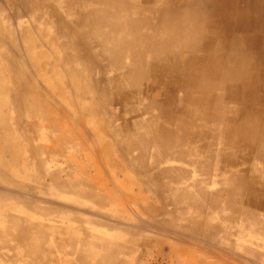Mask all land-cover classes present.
<instances>
[{"label":"rangeland","instance_id":"1","mask_svg":"<svg viewBox=\"0 0 264 264\" xmlns=\"http://www.w3.org/2000/svg\"><path fill=\"white\" fill-rule=\"evenodd\" d=\"M61 1L62 0H53L52 2L48 0L53 7L61 3L62 7L58 6L59 9L57 8V10L66 19L72 17L68 9H71L75 17H78V14L84 10L90 12L97 10L99 15L100 13L104 16L108 15L107 20L104 19L98 23L93 22L98 20V18H95L87 28H84L76 21H72L70 24L79 35L81 46L94 45L98 39H103L109 41L107 45L109 50L113 49L117 51V53L107 57L101 56V54L97 55L93 60L92 67H90L92 68L91 71H93L90 77V86L94 89L96 87L95 92L98 91V93L96 92L95 99L98 100L97 104L99 105H95V108L91 111L94 112L95 115L98 113L96 115L98 122L102 123V120H104L102 128L106 127L105 133L109 135H105V133H103L104 130H102L99 131L98 135L95 137L86 136L83 140L77 139L72 143L68 141H66V143L62 140V138L65 137L63 131H37L32 134L33 139H31V142L27 143L26 141L24 145L25 149H27L26 145L33 144L35 140L37 146L50 148L49 153L42 152L40 157H38L42 164L39 163L35 155L29 152L25 154L29 162L28 165L22 163L16 164L17 159L14 155V151L17 153L16 147H3V145L0 144L3 154H1V156L4 162L7 161V163L12 162L16 164L11 165V167L9 166V172H7V169L1 172V175L11 177V180L16 184L8 186L0 183V218L3 221L5 220L3 223L0 219V227H2L0 228V253L2 251V255L0 254V264H85L86 262V264H181V262L183 264V261L185 264H202L203 261L214 264L221 261H225L227 264H264V247L261 246L264 245V240L262 237H259L261 238V243H259V238L255 234L260 233V236L264 234V113L258 114L264 109V81H261L264 79V49H262L264 48V35L262 36V31L259 29L262 24L261 18L255 14L254 8H248L250 13L247 19L249 22H253L254 25L257 24V27L251 29L250 26H246V23H248L246 22L244 24L246 26L245 29H243L245 26L241 25L227 32L225 20L222 21L219 14L214 13L213 5L209 3L210 0L204 4L197 3L190 6L185 9L188 13L183 12V9L177 5L191 0H158L163 5L167 6L168 10L166 12L170 13L173 17L167 25H162L161 23L164 18L163 14L155 13L152 9H148L149 4L153 5L156 0H130L131 3L128 4H120L118 2L110 4L108 3L109 0H63L62 2L64 3ZM6 2V0H0V16L3 18L4 24L11 26L14 30L18 29L22 24L33 26L31 23V16L29 12L26 11V8L16 5L7 7ZM61 11H63V13H61ZM201 13L205 15L206 20L198 19ZM144 19H148V21H144ZM139 35H145V37L141 39L142 42L136 45L134 41ZM126 37L128 38L126 39ZM118 38H120V40H118ZM17 41L18 45L20 42L25 44L24 38H18ZM118 41H120V43H118ZM0 42L1 44L11 43L8 36L4 35L0 37ZM125 42H132V45L127 46ZM237 53L241 55V58L236 55ZM4 54L7 55L6 51H4ZM212 55H217L219 57L225 56L222 63H220L221 69L218 71L221 74H212L211 71L215 69V66L212 65L211 67H213V69L210 71V69H208L210 66L202 63L201 58L207 60L208 56ZM253 64H256L258 70L254 69L255 66ZM256 71H260V73ZM125 82L127 83L125 84ZM249 85L250 87H248ZM260 90L263 92L261 93ZM214 100H217V104ZM160 103H162V105H160ZM257 105L261 108H258ZM6 112H9L10 122H13L12 125L15 127L14 124L16 125V123L14 122L18 118L17 113L15 112L14 115V112L10 108H8ZM107 114L108 116L106 118L105 115ZM11 115L13 116L11 117ZM34 121H38V119ZM252 123L256 124L258 131H255ZM25 127L26 126L22 129L19 139H22L23 135L25 137L28 134L26 132L27 127L26 130ZM118 127H120L121 130ZM116 129L119 130L116 131ZM49 132H51V134ZM117 133L118 135H116ZM136 135L138 136L137 138ZM255 135H258V137H255ZM193 137L194 139H191ZM245 141H247V143H245ZM118 142L121 144L126 143L120 146ZM250 142L256 143L250 147ZM77 143L78 145H76ZM105 143L106 146L103 145ZM142 144L144 146H142ZM245 144L247 145L245 146ZM125 147L128 148L126 149ZM81 149L84 152L82 151L81 153ZM96 149L98 152H95L97 151ZM64 150L65 152H63ZM92 151L95 154H93ZM126 152H128L130 156H128ZM198 153L201 154L200 157ZM68 155L71 159L68 158ZM121 156L123 157L121 158ZM153 157L157 158L154 160ZM93 158L96 160H92ZM124 160L126 162H124ZM135 161H137V163ZM110 162L112 164H110ZM137 165H139V167ZM235 166L238 167L236 168ZM45 167L47 169H45ZM141 167L143 168L141 169ZM146 167H148L147 170ZM238 168L245 170V172L241 169L238 170ZM55 171H59L61 180L71 178L76 185L83 181L92 185L94 181L99 180L101 182L102 179H104L102 181L106 180L108 183L112 181L118 184L119 190H117L118 192L116 191V196L118 199L122 197L120 198L122 206L119 204L121 203L119 202L120 199L116 203L111 200H106V203L101 204L75 195V193L73 191L71 192L69 189H64L65 191L62 192L63 189L55 188L48 178L43 184L39 182L41 174ZM241 171H243V173H241ZM95 173L100 178H98ZM220 173H241L244 175L245 181L249 185V187L248 185L246 187L249 190H252L251 188L254 189L249 193L248 200L245 198L244 201H246L244 202L242 200H236L235 197H231L230 199L224 196L223 192L225 191H223V188L225 184L217 182V180H219L218 174ZM16 174L19 175V177ZM92 179L94 181H92ZM12 187H17L15 188L17 190ZM163 187L164 189L162 190ZM8 191L12 192L10 193ZM14 191L15 193H13ZM182 191L192 195L194 200H198L200 205L197 206L191 203V201L188 202L184 199H180L178 193ZM16 192L19 193L17 194ZM23 192H25V194ZM57 192L59 194L61 193L60 197L57 196L59 195ZM66 192L72 195H68ZM162 192L164 193L162 194ZM200 192H207V194H211L218 199L217 206L220 204V206H218L219 208H215L214 204L212 205L209 195L201 197ZM32 194L34 195L32 196ZM129 196L132 198L131 201L134 204L130 201ZM137 198L141 200H137ZM260 198H263V201L260 200ZM24 200L27 203L24 202ZM229 201H231V203H229ZM220 202H222V204ZM67 207L68 209H66ZM207 208L209 209L208 211ZM229 208H238L241 214L236 213L234 215L230 210L228 213L227 209ZM245 208H248L251 213L250 215H245L244 212L241 211V209ZM211 209L213 212H211ZM183 210H185V214L182 212ZM41 211L45 214L41 213ZM147 212L149 213L147 214ZM190 212L191 214H189ZM207 212L211 214L209 215ZM51 213L54 216H52ZM55 213L58 214L56 215ZM59 213L60 215H64V218L60 216ZM119 213L122 214L120 215ZM176 213L178 215H176ZM194 213H196L197 216ZM130 214L134 217H131ZM66 215L70 217L68 218ZM236 216H239L238 219H236ZM250 216L251 219L249 218ZM128 218H131V221ZM208 218L209 221L207 220ZM210 218L213 221L210 220ZM225 218H233L234 221L230 219V222V220ZM9 220H11V222ZM78 220L82 222V224L78 222ZM103 220L105 222H103ZM251 220H253L254 223H251ZM257 220H259V222ZM109 221L111 222L109 223L110 225L108 224ZM203 221L204 223H202ZM6 222L7 225H4ZM210 222L213 224L219 223L220 228H223L219 230V232L215 231L218 235H209L204 232L203 229L209 226L208 224H211ZM136 223L138 224L137 226ZM86 224H90L91 226ZM193 224L199 225L200 228L195 229ZM54 225L57 226L58 230ZM9 226L12 227V231ZM64 226H66L65 228L67 229L71 227L74 228H72V230H65L68 232V235H66L67 233L63 231V229H65ZM151 226L153 228H151ZM226 226L230 227L228 229V231H230L229 234L226 232ZM3 228L5 229L3 230ZM46 228H48V230ZM51 228L53 230H50ZM124 228H126V230ZM234 228L237 229L234 231ZM54 229L55 232H53ZM18 230H20L21 233L20 231L18 232ZM253 230L255 233H253ZM26 232L31 233V239L36 243L43 239L46 241V244L42 248H34L35 250L32 251L34 252L32 254V252H30L31 249H27L29 248L27 246V248L24 247L25 245L20 240L22 239V235ZM58 232H60L61 235ZM17 233H19V236ZM196 233L197 235H195ZM28 234L26 236H28ZM75 234L77 235L75 236ZM131 235H134L136 238ZM203 235L206 239L202 237ZM26 236L23 237L26 238ZM241 236H243V239ZM60 237L63 240L68 237H72L75 241L78 239V242L75 243V247H80V245H83V247L80 249L77 248L78 250L75 249L76 252H74L75 250L71 251L72 249L69 245L63 244L66 240L63 241ZM223 237H225L224 240ZM88 238L90 241L95 242L96 240L97 243L101 244L102 248L99 250V254L105 256L103 262L98 263L92 258L96 256L94 255L95 252L98 253L96 250L88 253L89 255L87 252H84L85 254L83 253L85 241H88ZM226 238L229 240L226 241ZM55 239H57V241ZM219 240L220 244L218 243ZM81 241L82 243H79ZM14 243L17 244V248ZM18 244L20 245L18 246ZM21 245H24L23 248H21ZM211 245L214 247H211ZM59 246L61 248H59ZM202 247L205 250H203ZM6 248L12 251L11 254ZM50 248H52L51 251H49ZM79 250L81 252H79ZM216 250L221 252L218 253ZM4 255L6 259H4ZM86 255L90 256L92 260L85 259ZM82 258L86 261H83ZM38 259L39 261H37ZM79 259L82 263L78 262ZM197 259L198 261H196ZM72 260L77 261L72 262ZM194 261L196 263H194Z\"/></svg>","mask_w":264,"mask_h":264},{"label":"bare ground","instance_id":"2","mask_svg":"<svg viewBox=\"0 0 264 264\" xmlns=\"http://www.w3.org/2000/svg\"><path fill=\"white\" fill-rule=\"evenodd\" d=\"M6 5L7 7L10 5H16V6H22L24 8H26V11L29 12L30 16H31V23L33 24V26H28V25H20L18 27V29L14 30L11 26H7L6 24H4L3 18L0 16V37L4 36H8V38L10 39L11 43H3L1 44L0 42V144L3 145V147H16L17 149V153L14 151V155L16 156V164H25L28 165L29 162L25 157V154H27L28 152L30 154L35 155L38 159V157H40V154L43 153H49L50 152V148L48 147H42V146H37L35 144V140L33 142V144L31 145H26L27 149H25V145L24 142L27 141L31 142L32 138V134H34L37 131L40 130H44V131H63L65 137L62 138V140H64L65 142H73L77 139H82L85 138L86 136H97L99 131L104 130L103 133H105V128H102V123H104L102 120L101 122H98V119L96 117V115L98 114H94V112H92L91 110H93L95 108V105H98L96 98V92L98 93V91L95 92L94 88H91L90 86V81H91V76H92V72L90 67H92L91 65L93 64V60L96 58L97 55L104 56H110L111 54H115L117 53V51L113 50V49H108L107 45L109 43L108 40H103V39H98V41H96V43L94 45H84L81 46L80 41H79V35L77 34V32L75 31V29H73V27H71V22L72 21H76L78 22V24H80L81 26H83L84 28H87L92 21L95 18H98V20L93 21L95 23H98L101 20L106 19L107 20V16H104L103 14L100 13V15L98 14V11L95 10L93 12L90 11H86L84 10L83 12L78 14V17L73 16V13L71 12V9H68L69 14L72 15V17H70L69 19L64 18L59 11L57 10L58 6H61V3L57 4L56 7H53L48 0H6ZM53 2V0H51ZM63 1V0H62ZM61 1V2H62ZM162 1V0H161ZM209 0H191V1H186L184 3H179L177 6L181 7L183 9V12L188 13L185 9L189 8L190 6L194 5V4H204ZM72 2V1H71ZM120 3V4H128L131 3L130 0H109L108 3L113 4V3ZM64 3V2H62ZM209 3H212V7L214 10V13L219 14L220 19L222 21L225 20L227 26H226V31L230 32L231 30H233V28H235L236 26H245L244 24L246 22L247 25L246 26H250V28H255L257 27V24L254 25V23L249 22V20L247 19L249 17V7L254 8L253 10H255V14H257L259 16V18H261L262 24L259 27L260 31H262V36L264 35V0H210ZM100 4V3H99ZM105 4V3H103ZM5 5V4H4ZM69 6V5H68ZM5 7V6H4ZM76 7V6H75ZM152 9V11H154L155 13H160L164 15L163 21H161L162 25H167L168 22L170 21L171 18H173L171 16L170 13H167L166 11L168 10L167 6L163 5L161 2H159L158 0H156V2L152 5L149 4L148 9ZM4 9V8H3ZM59 9V8H58ZM67 9V8H66ZM149 9V10H150ZM212 9V8H211ZM6 10V9H5ZM75 12V11H74ZM9 13V12H8ZM21 13V12H20ZM25 13V12H24ZM23 13V14H24ZM61 13H63V11H61ZM65 13V11H64ZM142 13V12H141ZM140 13V14H141ZM2 14V12H1ZM10 14V13H9ZM8 16V15H7ZM19 16V15H18ZM16 17V16H15ZM21 17V16H20ZM198 19L200 20H206V17L203 13L199 14ZM209 19V18H208ZM144 21H148V19H144ZM25 22V21H24ZM208 22V21H207ZM14 23V22H13ZM251 23V24H250ZM37 24V25H36ZM208 25V24H207ZM212 25V24H211ZM254 25V26H253ZM246 26L243 28L245 29ZM164 29V28H163ZM234 32V31H233ZM88 34V33H87ZM90 34V32H89ZM90 36V35H89ZM145 35H139L135 38V44L137 45L138 43L142 42L141 39H144ZM213 37V36H212ZM18 38H24L25 40V44L23 43H19L18 45ZM128 37H126L127 39ZM131 38V37H130ZM217 38V37H216ZM254 38V37H253ZM148 39V38H147ZM226 39V38H225ZM3 40V39H2ZM118 40H120V38H118ZM212 40V38H211ZM215 41V40H214ZM213 41V42H214ZM226 41V40H225ZM261 41V40H260ZM118 43H120V41H118ZM257 43V42H256ZM227 44V43H226ZM125 45L129 46L132 45V42H125ZM206 45V44H205ZM260 45V44H259ZM235 46V45H234ZM213 47V46H212ZM204 48V47H203ZM264 49V48H262ZM3 50V51H1ZM205 50V48H204ZM257 50V49H256ZM4 51H6V54H4ZM213 51V50H212ZM254 51V50H253ZM257 52V51H256ZM176 53V52H173ZM207 53V52H206ZM210 54V53H209ZM216 54V53H215ZM239 53H237V56ZM220 55V53H219ZM247 57V56H246ZM245 57V58H246ZM224 57H219L217 55H212V56H208L207 60L204 58L202 59V63H205L206 65L208 64L210 66V71L213 69V67H211L212 65L215 66V69H213L211 72L212 74H221L220 72H218L221 67H220V63H222V61L224 60ZM252 59V58H250ZM254 59V58H253ZM258 59V57H257ZM243 60V59H242ZM246 60V59H245ZM247 62V61H246ZM253 62V61H252ZM258 62V61H257ZM224 63V62H223ZM205 65V67H206ZM223 65V64H222ZM221 65V66H222ZM255 66L254 69L258 70L256 68V64H253ZM251 65V66H253ZM250 66V68H251ZM248 67V66H247ZM247 68V69H250ZM253 69V71H254ZM263 69V68H262ZM182 71V69H181ZM206 71V70H204ZM222 71V70H221ZM246 71V70H245ZM250 71V70H249ZM208 72V71H207ZM206 72V73H207ZM215 72V73H214ZM259 72L260 71H256ZM182 73V72H181ZM199 73V72H198ZM210 73V72H209ZM202 74V73H201ZM119 76V75H118ZM182 76V74H181ZM205 76V75H203ZM174 77V76H173ZM202 77V75H201ZM264 77V76H263ZM173 79V78H172ZM169 80V79H168ZM172 81V80H171ZM242 81V80H241ZM245 81H250V80H245ZM244 81V82H245ZM252 81V80H251ZM262 82L264 81V79L261 80ZM97 82V81H96ZM253 82V81H252ZM95 83V82H94ZM127 82H125L126 84ZM93 84V83H92ZM91 84V85H92ZM113 84V83H112ZM253 84V83H251ZM94 85V84H93ZM111 85V84H110ZM180 85V83H179ZM254 85V84H253ZM264 85V84H263ZM129 87V86H128ZM172 87V86H171ZM174 87V86H173ZM250 87V85L248 86ZM127 88V87H126ZM168 88V87H167ZM169 89V88H168ZM259 89V87H258ZM262 89V88H261ZM98 90V89H97ZM100 91V90H99ZM197 91V90H196ZM261 93L263 92L262 90H260ZM106 92V91H105ZM112 92V91H111ZM113 93V92H112ZM171 93V92H170ZM224 94V93H223ZM207 95V94H206ZM253 95V94H252ZM264 95V94H263ZM112 96V95H111ZM100 97V95H99ZM215 97V96H214ZM213 97V98H214ZM263 97V96H262ZM261 97V98H262ZM113 98V97H112ZM188 98V97H187ZM264 98V97H263ZM243 99V98H242ZM255 99V98H254ZM219 100V99H218ZM253 100V99H252ZM143 101V100H142ZM215 101V100H214ZM213 101V102H214ZM260 101V100H259ZM264 101V100H263ZM100 102V101H99ZM217 102V100L215 101V103ZM261 103V102H260ZM217 104V103H216ZM160 105H162V103H160ZM99 106V105H98ZM116 106V105H115ZM120 106V105H119ZM260 106V105H259ZM258 107V105H257ZM10 108L15 115V112L17 113V119L14 123H16V125L14 124L15 127H13L12 123L10 122L9 119V112H6V110ZM261 108V107H258ZM207 109V108H206ZM96 111V110H95ZM262 112L258 113V114H263L264 113V109L261 110ZM11 112V111H10ZM254 112V111H253ZM257 112V111H256ZM13 114V113H12ZM113 114V113H112ZM257 114V115H258ZM13 115H11L12 117ZM106 118L108 116L105 115ZM104 116V118H105ZM180 116V115H179ZM260 116V115H259ZM15 117V116H14ZM114 117V116H113ZM183 117V116H182ZM181 118V117H180ZM38 119V121H34ZM13 120V119H12ZM31 120V121H30ZM260 122V121H259ZM195 123V122H194ZM210 123V122H209ZM27 124V125H26ZM254 126L255 131H258V129L256 128V124L252 123ZM154 125V124H153ZM25 127L26 132L28 133L25 137L23 135L22 139H19V135L22 133V129L23 127ZM259 127L261 128V126L259 125ZM120 129V127H118ZM194 128V125H193ZM200 128V127H199ZM119 129H116L119 130ZM196 129V128H195ZM252 129V130H254ZM264 129V127H263ZM109 130V129H108ZM107 130V132H108ZM121 130V129H120ZM205 130V129H204ZM245 130V128H244ZM243 130V131H244ZM251 130V132H252ZM115 131V130H114ZM115 131V132H116ZM193 131V130H192ZM41 132V131H40ZM204 132V131H203ZM209 132V131H208ZM247 132V130H246ZM245 132V133H246ZM19 133V134H18ZM48 133V132H47ZM51 134V132H49ZM123 133V132H122ZM128 133V132H127ZM192 133V132H191ZM190 133V134H191ZM201 133V132H200ZM205 133L207 135V132L205 130ZM53 134V133H52ZM108 134V133H107ZM105 133V135H107ZM204 134V133H203ZM211 134V132H210ZM260 134V133H259ZM44 135V132H43ZM109 135V134H108ZM118 135V133L116 134ZM122 135V134H121ZM244 135V133H243ZM242 135V136H243ZM22 136V135H21ZM45 136V135H44ZM62 136V134H61ZM260 136V135H259ZM41 137V135H40ZM56 137V136H55ZM116 137V136H115ZM138 136L136 135V138ZM198 137V136H197ZM244 137V136H243ZM246 137V136H245ZM255 137H258V135H255ZM26 138V139H25ZM36 138V135H35ZM58 138V137H57ZM110 138V137H108ZM210 138V137H209ZM89 139V138H88ZM105 139V138H104ZM120 139V137H119ZM190 139V138H189ZM191 139H194L191 138ZM190 139V141H191ZM199 139V138H198ZM257 139V138H256ZM60 140V137H59ZM59 140L57 139V141L59 142ZM137 140V139H136ZM188 140V138H187ZM243 140V139H241ZM255 140V139H254ZM33 141V140H32ZM47 141V140H46ZM95 141V140H94ZM98 141V140H97ZM106 141V139H105ZM118 141V140H117ZM120 141V140H119ZM39 142V141H38ZM50 142V141H49ZM57 142V143H58ZM140 142V141H139ZM43 143V142H42ZM51 143V142H50ZM53 143V141H52ZM55 143V144H57ZM61 143V141H60ZM59 143V144H60ZM67 143V142H66ZM65 143V144H66ZM82 143V141H81ZM95 143V142H94ZM120 143V142H118ZM126 143V142H125ZM120 143L121 145H125ZM189 143V142H188ZM187 143V144H188ZM245 143H247V141H245ZM256 142H250V147H252ZM47 144V143H46ZM64 144V145H65ZM186 144V145H187ZM190 144V143H189ZM205 144V143H204ZM259 144V143H258ZM1 145V147H2ZM78 145V143L76 144ZM102 145V144H101ZM106 146V143L103 144ZM192 145V144H191ZM202 145V144H201ZM243 145V144H241ZM247 144H245L246 146ZM249 145V142H248ZM44 146V145H43ZM52 146V145H51ZM50 146V147H51ZM104 146V147H105ZM142 146H144L142 144ZM211 146V145H210ZM55 147V145H54ZM57 147V146H56ZM61 147V146H60ZM97 147V146H96ZM202 147V146H201ZM259 147V146H258ZM53 148V147H52ZM126 149L128 147H125ZM200 148V147H198ZM211 148V147H210ZM6 149V148H5ZM60 149V148H58ZM68 149V148H67ZM70 149V148H69ZM124 149V148H123ZM195 149V148H194ZM254 149V148H253ZM63 150V149H60ZM71 150V149H70ZM68 150V151H70ZM91 150H92V146H91ZM97 150V149H96ZM114 150V149H113ZM199 150V149H198ZM205 150V149H204ZM250 150V149H249ZM8 151V150H7ZM82 149H81V153H82ZM127 151V150H126ZM253 151V150H252ZM65 152V150L63 151ZM79 152V151H78ZM84 152V151H83ZM95 152H98L95 151ZM124 152V151H123ZM194 152V151H193ZM256 152V150H255ZM259 152V151H258ZM6 153V152H4ZM75 153V152H74ZM88 153V152H87ZM91 153V152H90ZM93 153V151H92ZM108 153V152H107ZM128 154V152H126ZM221 153V152H220ZM2 150L0 148V183L2 184H6L8 186H11L13 184H16L13 180H11V177H5L4 175H1V172L5 171L7 169V172H9V168L11 167V165H16L13 164L12 162L7 163L4 162V160L2 159ZM72 154V153H71ZM95 154V153H93ZM113 154V152H112ZM133 154V153H132ZM157 154V153H156ZM199 154V153H198ZM246 154V153H245ZM3 155V154H2ZM77 155V154H76ZM75 155V158H76ZM81 155V154H79ZM89 155V153H88ZM100 155V154H99ZM192 155V154H191ZM201 154H199L200 157ZM250 155V153H249ZM256 155V154H255ZM44 156V155H41ZM84 156V155H83ZM96 156V155H95ZM128 156H130L128 154ZM251 156V155H250ZM253 156V155H252ZM6 157V156H5ZM29 157V156H28ZM32 157V156H31ZM93 157V156H92ZM97 157V156H96ZM123 156H121L122 158ZM239 157V156H238ZM4 158V157H3ZM68 158L71 159V157ZM73 158V156H72ZM87 158V157H86ZM89 158V157H88ZM111 158V157H110ZM151 158V157H150ZM154 158V157H153ZM157 158V157H156ZM154 158V160L156 159ZM33 159V158H32ZM48 159V158H47ZM77 159V158H76ZM98 159V158H97ZM195 159V158H194ZM80 160V159H79ZM92 160H96V159H92ZM120 160V158H119ZM118 160V161H119ZM249 160V159H248ZM39 163L42 164V162L40 161V159H38ZM78 161V160H76ZM112 161V160H111ZM134 161V160H133ZM153 161V160H152ZM243 161V160H242ZM80 162V161H79ZM78 162V163H79ZM98 162V161H97ZM106 162V161H105ZM120 162V161H119ZM124 162H126L124 160ZM137 163V161H135ZM240 162V161H239ZM244 162V161H243ZM109 163V162H108ZM134 163V162H133ZM238 163V161H237ZM110 164H112L110 162ZM135 164V163H134ZM239 164V163H238ZM33 165V163H32ZM86 165V164H85ZM136 165V164H135ZM144 165V164H142ZM10 166V167H9ZM46 166V165H45ZM81 166V164H80ZM139 167V165H137ZM88 167V166H87ZM91 167V166H90ZM89 167V168H90ZM162 167V166H161ZM191 167V166H189ZM236 167V166H235ZM238 167V166H237ZM236 167V168H237ZM241 167V166H240ZM101 168V167H100ZM143 167H141L142 169ZM148 167H146L147 170ZM220 168V167H219ZM45 169H47L45 167ZM49 169V168H48ZM131 169V167H130ZM145 169V168H144ZM200 169V168H199ZM212 169V168H211ZM241 169V168H240ZM238 168V170H240ZM33 170V169H32ZM102 170V169H101ZM124 170V169H123ZM132 170V169H131ZM194 170V169H193ZM213 170V169H212ZM235 170V168H234ZM243 170V169H241ZM50 171V170H49ZM70 171V170H69ZM97 171V170H95ZM100 171V170H99ZM197 171V170H196ZM222 171V170H221ZM245 172V170H243ZM243 171H241V173H243ZM48 172V171H47ZM68 172V171H67ZM98 172V171H97ZM119 172V171H118ZM205 172V171H204ZM226 172V171H225ZM21 173V172H20ZM104 173V172H103ZM157 173V172H156ZM206 173V172H205ZM238 173V172H237ZM227 174V173H220L218 174V178L219 180H217L218 183L220 184H225L224 186V190L225 192H223V195L230 198L231 197H235L236 200H242L244 201L245 198H247L248 200V195L251 191H253L254 189L251 188L252 190H249L246 186L248 185L245 181V177L242 174ZM116 174V173H115ZM135 174V173H134ZM195 174V173H194ZM193 174V175H194ZM13 175V174H12ZM17 175V174H16ZM95 175L97 176V174L95 173ZM102 175V173H101ZM138 175V174H136ZM150 175V174H149ZM197 175V173H196ZM208 175V173H207ZM247 175V174H246ZM19 177V175H17ZM31 176V175H30ZM105 176V174H104ZM120 176V175H119ZM139 176V175H138ZM195 176V175H194ZM199 176V175H198ZM209 176V175H208ZM23 177V176H21ZM98 178H100L99 176H97ZM106 177V176H105ZM140 177V176H139ZM155 177V176H154ZM158 177V176H157ZM156 177V178H157ZM257 177V176H256ZM48 178V180H50V182L52 183V185H54L55 188H59V189H63L62 192H64L66 189H69L71 192L73 191L75 193V195H79L81 197H84V199H89L92 200L94 202L97 203H106V200H111L112 202L116 203L120 198L119 194L117 198V193L116 191L119 190V186L118 184L114 183V182H110L108 183V181H102L104 179L101 180V182L99 180L94 181L92 179V181H94L92 183V185H89L88 182L83 181L80 184L76 185V183H74L73 180L70 179H60V173L59 171H55V172H50V173H43L41 174V178L39 179V182L41 184H43L45 182V180ZM102 178V177H101ZM153 178V177H152ZM155 178V179H156ZM159 178V177H158ZM264 178V177H263ZM90 179V178H88ZM96 179V178H95ZM154 179V180H155ZM160 179V178H159ZM142 180V179H140ZM144 180V179H143ZM126 181V179H125ZM160 181V180H158ZM161 182V181H160ZM143 183V182H142ZM162 183V182H161ZM203 183V182H202ZM147 184V183H146ZM160 184V183H159ZM163 184V183H162ZM177 184V183H176ZM204 184V183H203ZM209 184V183H208ZM165 185V184H164ZM168 185V184H167ZM166 185V186H167ZM201 185V184H200ZM259 185V184H258ZM261 185V184H260ZM5 186V185H4ZM5 186V187H8ZM17 186V185H16ZM145 186V185H144ZM18 187V186H17ZM17 187H12L13 189L17 188ZM126 187V186H125ZM165 187V186H164ZM164 187L162 188V190L164 189ZM249 187V185H248ZM11 188V189H12ZM144 188V187H143ZM152 188V187H151ZM170 188V187H169ZM178 188V187H177ZM10 189V190H11ZM65 189V190H64ZM126 189V188H125ZM147 189V188H146ZM150 189V188H149ZM167 189V188H166ZM165 189V190H166ZM206 189V188H205ZM220 189V188H219ZM6 190V189H4ZM17 190V189H15ZM20 190V189H19ZM131 190V189H128ZM127 190V191H128ZM135 190V189H134ZM168 190V189H167ZM179 190V189H178ZM209 190V189H208ZM218 190V188H217ZM222 190V189H221ZM264 190V189H263ZM26 191V190H24ZM169 191V190H168ZM203 191V190H202ZM8 192H12V191H8ZM118 192V191H117ZM129 192V191H128ZM135 192V191H134ZM137 192V191H136ZM165 192V191H164ZM162 192V194L164 193ZM170 192V191H169ZM168 192V193H169ZM219 192V191H218ZM15 193V191L13 192ZM17 194L19 192H16ZM25 194V192H23ZM22 193V194H23ZM139 193V191H138ZM166 193V194H168ZM177 193V192H176ZM201 193V192H200ZM210 193V192H209ZM215 193V192H214ZM262 193V192H261ZM264 193V192H263ZM20 194V195H22ZM57 194H59L57 192ZM61 194V193H60ZM60 194L57 195L60 197ZM66 194H68L66 192ZM71 194V193H70ZM68 194V195H70ZM218 194V193H216ZM27 195V194H26ZM34 194H32L33 196ZM64 195V194H63ZM72 195V194H71ZM180 199H184L186 201H191V203L196 204L197 206L200 205V203L198 202V200H194V197L192 195H190L189 193L182 191L178 193ZM201 197H205L206 195L210 196V202L212 203V205L214 204L215 208H217L218 206H220V204L217 206L218 202L214 196H212L211 194H207V192L205 193H201L200 194ZM221 195V194H219ZM42 196V195H41ZM148 196V195H147ZM208 196V197H209ZM75 197V196H74ZM153 197V196H152ZM155 197V196H154ZM166 197V195H165ZM172 197V196H171ZM175 197V196H174ZM224 197V198H226ZM261 197V196H259ZM17 198V197H16ZM19 198V197H18ZM29 198V197H28ZM37 198V197H36ZM40 198V197H39ZM127 198V197H126ZM130 201H131V197L129 196ZM167 198V197H166ZM177 198V197H175ZM222 198V197H221ZM34 199V198H33ZM60 199V198H59ZM75 199V198H74ZM77 199V198H76ZM75 199V200H76ZM80 199V198H79ZM141 200L140 198H137V200ZM168 199V198H167ZM166 199V200H167ZM263 199V198H262ZM260 198V200H262ZM23 200V199H22ZM61 200V199H60ZM67 200V199H66ZM74 200V201H75ZM78 200V199H77ZM251 200V199H250ZM63 201V200H62ZM72 201V200H70ZM69 201V202H70ZM87 201V200H86ZM143 201V200H142ZM149 201V200H148ZM151 201V200H150ZM181 201V200H180ZM246 201V200H245ZM244 201V202H245ZM253 201V200H252ZM263 201V200H262ZM24 202H26L24 200ZM59 202V201H58ZM68 202V201H67ZM77 202V201H76ZM80 202V201H79ZM88 202V201H87ZM121 202V199L120 201ZM132 202V201H131ZM167 202V201H166ZM209 202V201H208ZM260 202V201H259ZM27 203V202H26ZM54 203V202H53ZM130 203V202H129ZM133 203V202H132ZM145 203V201H144ZM222 204V202H220ZM229 203H231V201H229ZM250 203V202H249ZM253 203V202H252ZM261 203V202H260ZM15 204V203H12ZM52 204V203H51ZM89 204V202H88ZM122 206V202L119 203ZM118 204V205H119ZM134 204V203H133ZM203 204V203H202ZM206 204V202H205ZM208 204V203H207ZM258 204V203H257ZM7 205V204H6ZM10 205V204H9ZM72 205V203H71ZM80 205V204H79ZM92 205V204H90ZM209 205V204H208ZM225 205V204H224ZM242 205V204H241ZM33 206V205H32ZM73 206V205H72ZM119 206V207H121ZM133 206V205H132ZM136 206V205H135ZM184 206V205H183ZM222 206V205H221ZM76 207V206H75ZM108 207V206H107ZM114 207V206H113ZM116 207V206H115ZM131 207V206H128ZM206 207V206H205ZM248 207V206H247ZM11 208V207H10ZM34 208V207H33ZM37 208V207H36ZM83 208V207H82ZM87 208V207H86ZM109 208V207H108ZM112 208V207H111ZM117 208V207H116ZM140 208V207H139ZM212 208V207H209ZM219 208V207H218ZM221 208V207H220ZM227 208V206H226ZM254 208V207H252ZM256 208V207H255ZM35 209V208H34ZM68 209V207L66 208ZM74 209V208H73ZM131 209V208H130ZM188 209V208H186ZM185 209V210H186ZM213 209V208H212ZM211 209V210H212ZM261 209V208H260ZM2 210V208H1ZM4 210V208H3ZM70 210V209H69ZM89 210V209H87ZM109 210V209H108ZM111 210V209H110ZM183 210L182 212L184 213ZM209 209L207 208V211ZM216 210V209H215ZM217 210H221V209H217ZM224 210V209H223ZM229 210L232 212V214H238L239 213V209L238 208H229L227 209V212L229 213ZM35 211V210H34ZM40 211V210H39ZM43 211V210H42ZM41 213H44L42 212ZM92 211V210H91ZM117 211V210H115ZM140 211V210H139ZM145 211V210H144ZM242 212H244L245 215H250L251 213L249 212L248 208L245 209H241ZM14 212V211H13ZM88 212V211H86ZM113 212V210H112ZM179 212V211H178ZM177 212V213H178ZM195 212V211H194ZM197 212V210H196ZM213 212V210L211 211ZM225 212V210H224ZM262 212V211H261ZM3 213V212H1ZM15 213V212H14ZM36 213V211H35ZM78 213V212H76ZM98 214H100L99 212H97ZM149 212H147L148 214ZM151 213V212H150ZM163 213V212H160ZM176 213V215H178ZM188 213V212H187ZM186 213V214H187ZM198 213V212H197ZM209 215L211 214L210 212ZM223 213V212H222ZM6 214V213H5ZM40 214V213H39ZM38 214V215H39ZM45 214V213H44ZM52 214V213H51ZM56 214V213H55ZM58 214V213H57ZM56 214V215H57ZM65 214V213H62ZM69 214V212H68ZM81 214V213H79ZM93 214V213H92ZM120 214V213H119ZM122 214V213H121ZM120 214V215H121ZM164 214V213H163ZM166 214V213H165ZM170 214V213H169ZM185 214V213H184ZM183 214V215H184ZM191 214V212L189 213ZM196 214V213H194ZM199 214V213H198ZM227 214V213H224ZM223 214V215H224ZM231 214V215H232ZM241 214V213H239ZM1 215V214H0ZM60 215V213H59ZM103 215V214H102ZM112 215V214H110ZM118 215V213H117ZM116 215V216H117ZM119 215V217H120ZM131 215V214H130ZM151 215V214H150ZM173 215V214H171ZM180 215L182 216V214L180 213ZM179 215V216H180ZM200 215V214H199ZM203 215V214H202ZM215 215V214H214ZM222 215V216H223ZM46 216V215H44ZM52 216H54L52 214ZM60 216H64V215H60ZM67 216V215H66ZM80 216V215H79ZM90 216V215H89ZM113 216V215H112ZM115 216V217H116ZM136 216V215H135ZM174 216V215H173ZM180 216V217H181ZM187 216V215H186ZM197 216V214H196ZM217 216V215H215ZM51 217V216H50ZM56 217V216H55ZM68 218L70 216H67ZM65 217V218H67ZM92 217V216H91ZM110 217V216H109ZM118 217V218H119ZM123 217V216H122ZM128 217V216H126ZM130 217V216H129ZM131 217H134L131 215ZM156 217V216H155ZM160 217V216H159ZM163 217V216H162ZM220 217V216H219ZM235 217V216H234ZM239 216H236V219H238ZM39 218V217H38ZM46 218H48L46 216ZM61 218V217H60ZM64 218V217H63ZM67 218V219H68ZM81 218V216H80ZM106 218V217H105ZM113 218V217H112ZM136 218V217H135ZM142 218V217H141ZM174 218V217H173ZM177 218V216H176ZM185 218V215H184ZM197 218V217H196ZM199 218V216H198ZM207 218V217H206ZM214 218V217H213ZM218 218V217H215ZM251 219V216L249 217ZM1 219V218H0ZM49 219V218H48ZM66 219V220H67ZM86 219V218H85ZM96 219V218H95ZM99 219V218H97ZM115 219V218H114ZM129 219V218H128ZM131 219V218H130ZM129 219V220H130ZM137 219V218H136ZM144 219V218H143ZM227 219V218H225ZM223 219V220H225ZM233 219V218H230ZM229 218L227 220H230ZM240 219V218H239ZM255 219V218H254ZM253 219V220H254ZM2 220V219H1ZM50 220V219H49ZM88 220V219H87ZM119 220V219H118ZM124 220V219H122ZM146 220V219H145ZM153 220V218H152ZM151 220V221H152ZM180 220V219H179ZM202 220V219H201ZM209 221V218L207 219ZM210 220H212L210 218ZM217 220V219H216ZM253 220H251V223H254ZM3 221V220H2ZM5 221V220H4ZM3 221V223H4ZM11 222V220H9ZM121 221V220H120ZM131 221V220H130ZM133 221V220H132ZM137 221V220H136ZM141 221V220H139ZM138 221V222H139ZM182 221V219H181ZM186 221V220H185ZM188 221V220H187ZM205 221V220H204ZM204 221L202 223H204ZM213 221V220H212ZM220 221V220H219ZM234 221V219H233ZM259 222V220H257ZM263 221V220H262ZM63 222V221H61ZM78 222H80L78 220ZM103 222H105L103 220ZM134 222V221H133ZM142 222V221H141ZM146 222V221H145ZM160 222V219H159ZM162 222V221H161ZM215 222V221H214ZM217 222V221H216ZM229 222V221H228ZM231 222V220H230ZM238 222V221H237ZM58 223V222H57ZM82 224V222H80ZM111 223L110 221L108 222V224ZM132 223V222H129ZM144 223V222H143ZM149 223V222H148ZM206 223V221H205ZM211 223V222H210ZM233 223V222H232ZM242 223V222H241ZM240 223V225H241ZM264 223V222H263ZM67 224V223H66ZM92 224V223H91ZM158 224V223H157ZM160 224V223H159ZM164 224V222H163ZM191 224V223H190ZM207 224V223H206ZM212 224V226H211ZM208 224L209 226H204L205 228L203 229L204 232H206V234L209 235H218L215 233L219 232V230H222L220 228L219 223H211ZM225 224V223H224ZM231 224V223H230ZM238 224V223H236ZM261 224V223H259ZM7 225V222L6 224ZM3 225V226H4ZM9 225V224H8ZM59 225V224H58ZM86 225H90V224H86ZM94 225V224H93ZM110 225V224H109ZM117 225V224H116ZM120 225V224H119ZM118 225V226H119ZM138 224L136 223V226ZM155 225V223H154ZM205 225V224H204ZM229 225V224H228ZM254 225V224H253ZM55 226V225H54ZM60 226V225H59ZM72 226V225H70ZM91 226V225H90ZM113 226V225H111ZM147 226V225H146ZM165 226V225H164ZM191 226V225H189ZM195 229L200 228L199 225H194ZM222 226V225H221ZM225 226V225H224ZM233 226V225H232ZM242 226V225H241ZM247 226V225H244ZM250 226V225H249ZM252 226V225H251ZM5 227V226H4ZM11 228L12 231V227L9 226ZM48 227V225H47ZM56 229L58 230L57 226H55ZM61 227V226H60ZM59 227V228H60ZM66 226H64L65 228ZM79 227V226H78ZM85 227V226H84ZM84 227H82L83 229H85ZM95 227V226H93ZM120 227V226H119ZM125 227V226H124ZM139 227V226H138ZM141 227V226H140ZM145 227V226H144ZM143 227V228H144ZM166 227V226H165ZM168 227V226H167ZM227 227V226H226ZM248 227V226H247ZM2 228V227H0ZM41 228V227H40ZM71 227L69 229L72 230ZM77 228V227H76ZM87 228V227H86ZM97 228V227H96ZM121 228V227H120ZM151 228H153L151 226ZM181 228V227H180ZM179 228V229H180ZM230 227H227V233L229 234L230 231H228ZM233 228V227H231ZM239 228V225H238ZM5 228H3L4 230ZM48 230V228H46ZM67 228L63 229V231L65 233H67L66 235H68V232H66L65 230H69ZM91 229V227H90ZM98 229V228H97ZM103 229V228H102ZM112 229V228H111ZM123 229V228H122ZM126 230V228H124ZM147 229V227H146ZM157 229V228H156ZM234 228L233 230L235 231ZM245 230H247L246 228H244ZM249 229V228H248ZM50 230H53L52 228ZM79 230V228H78ZM77 230V231H78ZM110 230V229H109ZM116 230V229H114ZM128 230V229H127ZM130 230V229H129ZM159 230V229H158ZM167 230H171V229H167ZM202 230V231H203ZM257 230V229H256ZM259 230V229H258ZM261 230V229H260ZM259 230V231H260ZM20 230H18L19 232ZM26 231V230H25ZM24 231V232H25ZM60 231V229H59ZM80 231V230H79ZM84 231V230H83ZM108 231V230H105ZM131 231V230H130ZM145 231V230H144ZM161 231V230H160ZM163 231V230H162ZM200 231V230H199ZM250 231V230H249ZM254 231V230H253ZM262 231V230H261ZM17 232V231H15ZM30 232H34V231H30ZM30 232H26L24 235H22V239L21 242L25 245H23L24 247H29L27 249H31L30 252H32L33 250H35L34 248L38 249V248H42L45 244L46 241L45 240H41L38 243H36L35 241H33L31 238V233ZM51 232V231H49ZM48 232V233H49ZM55 232V229L54 231ZM57 232V231H56ZM72 232V231H71ZM139 232V231H138ZM158 232V231H155ZM164 232V231H163ZM166 232V231H165ZM225 232V233H226ZM264 232V231H263ZM21 233V231H20ZM29 233V234H28ZM47 233V231H46ZM60 234V232H58ZM62 233V232H61ZM77 233V232H76ZM121 233V232H120ZM119 233V235H120ZM161 233V232H160ZM183 233V232H182ZM185 233V232H184ZM224 233V234H225ZM236 233V232H235ZM239 233V232H238ZM255 233V231L253 232ZM19 236V233H17ZM28 234V236H26ZM96 234V233H95ZM149 234V233H148ZM172 234V233H171ZM186 234V233H185ZM233 234V233H232ZM258 238L262 237V239L264 240V234L262 236H260V233H255ZM47 235V234H46ZM52 235V234H51ZM57 235V234H56ZM61 235V234H60ZM63 235V233H62ZM65 235V234H64ZM71 235V234H70ZM77 234H75L76 236ZM92 235V234H91ZM97 235V234H96ZM136 235V234H135ZM174 235V234H173ZM177 235V234H176ZM190 235V234H188ZM197 235V233L195 234ZM237 235V234H236ZM23 236H26L23 237ZM54 236V235H53ZM58 236V235H57ZM100 236V235H99ZM122 236V234H121ZM132 236V235H131ZM161 236V235H160ZM230 236V235H228ZM227 236V237H228ZM234 236V234H233ZM9 237V236H8ZM7 237V238H8ZM14 237V236H13ZM12 237V239H13ZM134 237V235L132 236ZM140 237V236H139ZM186 237V236H185ZM204 237V235L202 236ZM215 237V236H214ZM243 239V236H241ZM61 238V237H60ZM64 238V237H63ZM93 238V237H92ZM105 238V237H104ZM107 238V237H106ZM117 238V237H116ZM122 238V237H121ZM136 238V237H134ZM205 238V237H204ZM217 238V236H216ZM225 237H223L224 240ZM6 239V238H5ZM48 239V238H47ZM54 239V238H53ZM89 239V238H88ZM97 239L99 240V238L97 237ZM103 239V237H102ZM111 239V238H109ZM120 239V238H119ZM124 239V238H122ZM126 239V238H125ZM206 239V238H205ZM204 239V240H205ZM209 239V238H208ZM57 241V239H55ZM61 240H63L61 238ZM66 240V241H65ZM78 239H73L72 237H68L67 239H64L63 241H65L63 244L65 245H69L71 247V251L77 249V248H82L83 245L80 247H75V243L78 242ZM81 240V239H80ZM79 240V241H80ZM94 240V239H92ZM184 240V239H181ZM216 240V239H215ZM229 240L228 238H226V241ZM55 241V242H56ZM60 241V239H59ZM168 241V240H167ZM188 241V240H187ZM202 241V240H201ZM235 241V239H234ZM244 241V240H243ZM255 241V240H254ZM20 242V243H21ZM50 242V240H49ZM191 242V241H190ZM213 242V241H212ZM231 242V241H230ZM229 242V244H230ZM253 242V241H252ZM251 242V243H252ZM256 242V241H255ZM259 243H261V238H259ZM48 243V242H47ZM54 243V242H53ZM62 243V242H61ZM79 243H82L79 242ZM217 243V240H216ZM220 244V240L218 242ZM225 243V242H224ZM256 243V244H259ZM49 244V243H48ZM205 244V243H204ZM214 244V243H213ZM254 244V243H253ZM264 244V243H263ZM14 245H16L17 248V244L14 243ZM20 244H18L19 246ZM56 245V244H55ZM224 245V244H223ZM222 245V246H223ZM228 245V243H227ZM237 245V244H236ZM22 246V245H21ZM23 246L21 248H23ZM48 246V245H47ZM210 246V245H209ZM218 246V245H217ZM225 246V245H224ZM231 246V245H230ZM229 246V247H230ZM256 246V245H255ZM264 247V245H261ZM135 247V246H133ZM167 247V246H165ZM197 247V246H196ZM205 247V246H204ZM211 247H214L211 245ZM226 247V246H225ZM241 247V246H240ZM248 247V246H247ZM262 247V248H263ZM20 248V247H19ZM48 248V247H47ZM57 248V247H56ZM59 248H61L59 246ZM102 248L100 243H97L96 240L94 241H90V239L88 241H85V245L83 248V253L87 252L90 253L91 251H97L98 253H94V257H92L96 262L100 263L104 261L105 256L100 255L99 254V250ZM209 248V247H207ZM223 248V247H221ZM244 248V247H243ZM260 248V247H259ZM5 249V248H3ZM8 250V248H6ZM164 249V248H163ZM184 249V248H182ZM203 250H205L202 247ZM210 249V248H209ZM215 249V248H214ZM236 249V248H235ZM258 249V247H257ZM255 249V250H257ZM261 249V248H260ZM11 250V249H10ZM26 250V249H25ZM52 248L49 249V251H51ZM78 250V249H77ZM173 250V249H172ZM225 250V249H223ZM6 251V250H5ZM9 251V250H8ZM14 251V250H13ZM28 251V250H27ZM26 251V252H27ZM67 251V250H66ZM70 251V252H71ZM174 251V250H173ZM208 251V250H206ZM217 251V250H216ZM229 251V249H228ZM234 251V249H233ZM242 251V250H241ZM260 251V250H259ZM10 254L12 251H9ZM15 252V251H14ZM25 252V253H26ZM76 252V250L74 251ZM79 252H81L79 250ZM78 252V253H79ZM101 252V251H100ZM180 252V251H178ZM184 252V250H183ZM203 252V251H202ZM218 252V251H217ZM221 251H219L218 253H220ZM230 252V251H229ZM262 252V251H260ZM2 253V251H1ZM0 253V254H1ZM24 253V251H23ZM29 253V252H28ZM34 252H32L33 254ZM37 253V251H36ZM43 253V252H41ZM57 253V252H56ZM62 253V251H61ZM64 253V252H63ZM67 253V252H66ZM167 253V252H166ZM233 253V252H232ZM237 253V251H236ZM241 253V252H240ZM31 254V255H32ZM39 255V253H37ZM45 254V252H44ZM74 254V253H73ZM82 254V253H81ZM85 254V253H84ZM83 254V256H84ZM224 254V253H222ZM2 255V254H1ZM9 255V254H8ZM29 255V254H28ZM47 255V254H46ZM66 255V254H65ZM64 255V257H65ZM70 255V254H68ZM79 255V254H78ZM89 255V254H88ZM86 255L87 260H92L90 259V256ZM226 255V254H225ZM234 255V254H232ZM5 256V255H4ZM192 256V255H191ZM194 256V255H193ZM239 256V255H238ZM81 257V256H80ZM122 257V256H120ZM196 257V255H195ZM213 257V256H212ZM264 257V256H263ZM59 258V257H57ZM82 258V259H83ZM183 258V257H182ZM225 259H227L226 257H224ZM235 258V257H234ZM242 258V257H241ZM247 258V257H245ZM262 258V257H261ZM6 259V256L5 258ZM12 259V258H11ZM29 259V258H28ZM66 259V258H65ZM77 259V257H76ZM83 259V261L85 260ZM123 259V258H122ZM244 259V258H243ZM59 260V259H58ZM69 260V259H67ZM78 260V259H77ZM75 260V261H77ZM263 260V258H262ZM39 261V259L37 260ZM63 261V260H62ZM74 260H72L73 262ZM74 261V262H75ZM86 261V260H85ZM120 261V260H117ZM125 261V260H123ZM169 261V260H168ZM188 261V260H187ZM198 261V259L196 260ZM14 262V259H13ZM35 262V260H34ZM80 263H82L79 259ZM90 262V261H89ZM189 262V261H188ZM249 262V261H247ZM264 262V261H263ZM262 262V263H263ZM70 263V262H69ZM87 263V262H86ZM85 263V264H86ZM187 263V262H186ZM194 263H196L194 261ZM2 264V263H1ZM67 264V263H66ZM73 264V263H72ZM90 264V263H88ZM118 264V263H116ZM121 264V263H120ZM182 264V262H181ZM183 264H185V262L183 261ZM191 264V263H190ZM202 264H214V263H206L203 261ZM216 264H227L225 261H221L218 262ZM237 264V263H236ZM245 264V263H244Z\"/></svg>","mask_w":264,"mask_h":264}]
</instances>
